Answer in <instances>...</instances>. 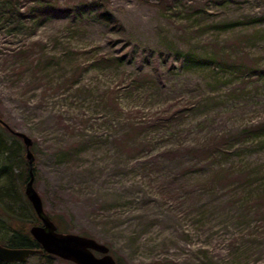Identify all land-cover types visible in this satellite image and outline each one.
<instances>
[{"label": "rangeland", "instance_id": "rangeland-1", "mask_svg": "<svg viewBox=\"0 0 264 264\" xmlns=\"http://www.w3.org/2000/svg\"><path fill=\"white\" fill-rule=\"evenodd\" d=\"M0 118L57 231L117 264H264V0H0ZM9 162L2 245L32 218Z\"/></svg>", "mask_w": 264, "mask_h": 264}, {"label": "water", "instance_id": "water-1", "mask_svg": "<svg viewBox=\"0 0 264 264\" xmlns=\"http://www.w3.org/2000/svg\"><path fill=\"white\" fill-rule=\"evenodd\" d=\"M0 123L19 137L25 146L30 169L29 179L24 186V194L40 220V224L29 228L30 234L40 248L8 247L0 244V262L22 263L34 253L45 252L75 264H116L107 245L89 236L57 231L55 223L45 211L42 199L34 187V174L31 169L34 155L30 149L32 139L23 132L12 130L1 118ZM95 252L101 255L97 256Z\"/></svg>", "mask_w": 264, "mask_h": 264}, {"label": "trees", "instance_id": "trees-1", "mask_svg": "<svg viewBox=\"0 0 264 264\" xmlns=\"http://www.w3.org/2000/svg\"><path fill=\"white\" fill-rule=\"evenodd\" d=\"M47 1L48 0H41V2H47ZM2 130L6 131V133L9 132L8 130H4V129H2ZM9 133H11V132H9ZM32 148H33V145L30 149H32ZM13 149L14 150L16 149V151H17V154H18L17 155V161H15V159H16L15 158L11 162H9L11 159ZM0 155L4 156L6 163L9 162V165L11 163L14 166H16V168H20V169L22 166V172L20 171V174H18L19 177L17 178L18 181H20V185H18V187L16 188L18 190L20 199H18L16 197L15 191L12 190V188H10L11 187V176H7L6 183L2 186V191L4 193H8L7 196L9 198V200L14 201V203H16L17 200L19 202H21V208L23 209V211L25 210V212H29L31 214L32 218H30V221L28 223L29 226L40 224V220L35 215V212H34L30 202L26 198L24 191H23L24 186H25L27 180L29 179V169H30V166L28 164V160L26 158L25 146L24 147L22 146L20 148L19 145H16L13 142H12V144L10 143L9 146H7V145L5 146V144L2 143L0 140ZM7 169H10V168H7ZM31 169H32L33 174H34L35 173L34 163L32 164ZM7 174L11 175V171L9 170ZM10 212L14 213V210H10ZM16 214H18V213H16ZM12 219H14V218L12 217ZM11 228L13 229L15 227L11 226ZM3 245L8 246V247H31V248L39 247L36 240L30 234L28 228H26L24 230H17L16 229L14 234L11 236V240L8 243L3 244ZM43 253H45V252H43ZM0 264H8V263H1L0 262Z\"/></svg>", "mask_w": 264, "mask_h": 264}, {"label": "flooded vegetation", "instance_id": "flooded-vegetation-1", "mask_svg": "<svg viewBox=\"0 0 264 264\" xmlns=\"http://www.w3.org/2000/svg\"><path fill=\"white\" fill-rule=\"evenodd\" d=\"M0 125L1 126H3L1 123H0ZM3 127H5V126H3ZM6 128V127H5ZM9 132H11L8 128H6ZM12 133V132H11ZM13 134V133H12ZM36 248H38V247H36ZM39 248H40V246H39ZM110 249V248H109ZM37 253H43V252H37ZM109 253H110V251H109ZM95 255H97V256H99V255H101L100 253H97V252H95ZM115 259V258H114ZM115 261H116V259H115ZM116 264H117V261H116Z\"/></svg>", "mask_w": 264, "mask_h": 264}]
</instances>
